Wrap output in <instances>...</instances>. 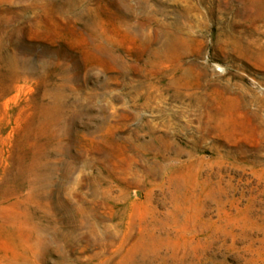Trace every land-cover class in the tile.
<instances>
[{
  "label": "rangeland",
  "instance_id": "374dc122",
  "mask_svg": "<svg viewBox=\"0 0 264 264\" xmlns=\"http://www.w3.org/2000/svg\"><path fill=\"white\" fill-rule=\"evenodd\" d=\"M0 264H264V0H0Z\"/></svg>",
  "mask_w": 264,
  "mask_h": 264
}]
</instances>
